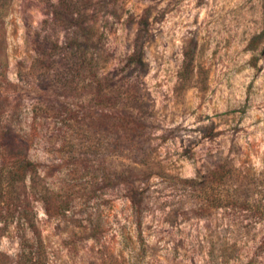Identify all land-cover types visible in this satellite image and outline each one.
I'll return each instance as SVG.
<instances>
[{
	"label": "rangeland",
	"instance_id": "obj_1",
	"mask_svg": "<svg viewBox=\"0 0 264 264\" xmlns=\"http://www.w3.org/2000/svg\"><path fill=\"white\" fill-rule=\"evenodd\" d=\"M0 131L46 264H264V0H0Z\"/></svg>",
	"mask_w": 264,
	"mask_h": 264
},
{
	"label": "trees",
	"instance_id": "obj_2",
	"mask_svg": "<svg viewBox=\"0 0 264 264\" xmlns=\"http://www.w3.org/2000/svg\"><path fill=\"white\" fill-rule=\"evenodd\" d=\"M186 60L189 64L190 60ZM5 138V133L0 131V220L8 223L14 216L17 217L22 232L18 233L20 252L16 258L5 256V260L0 251V264H46L44 244L34 220L31 198L35 196L42 200L48 215L57 214L60 208L65 210V207L55 203L54 194L47 187L36 163L25 157L13 160L2 158ZM27 230L31 232L30 238L26 235Z\"/></svg>",
	"mask_w": 264,
	"mask_h": 264
}]
</instances>
